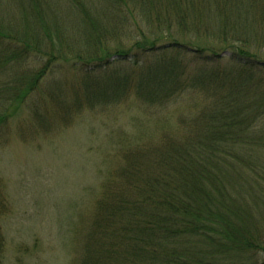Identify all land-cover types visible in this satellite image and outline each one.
<instances>
[{"label":"trees","instance_id":"obj_1","mask_svg":"<svg viewBox=\"0 0 264 264\" xmlns=\"http://www.w3.org/2000/svg\"><path fill=\"white\" fill-rule=\"evenodd\" d=\"M10 1L0 12V129L8 109L36 91L55 51L84 65L85 80L119 61L138 67L134 93L148 108L183 91L180 63L191 54L183 46L198 49L191 55L203 64L195 85L210 101L180 121L185 130L117 143L79 264H264V90H246L263 72L264 0ZM133 24L132 46L112 53L109 41ZM42 51L49 61L25 71L31 52ZM105 79L104 90H86L89 107L127 97L117 90L126 76ZM1 248L0 238V263Z\"/></svg>","mask_w":264,"mask_h":264},{"label":"rangeland","instance_id":"obj_2","mask_svg":"<svg viewBox=\"0 0 264 264\" xmlns=\"http://www.w3.org/2000/svg\"><path fill=\"white\" fill-rule=\"evenodd\" d=\"M8 8L11 1L0 0V12L6 15ZM120 34L109 41L112 53L116 45L132 46L135 24ZM55 54L49 61L43 51L31 52L25 71L39 70L48 61L49 69L26 104L8 109V121L0 129V264H79L90 231L92 199L102 191L107 170L118 163L117 143L124 136L158 141L168 131L180 132V121L195 119L210 101L204 88L195 85L203 66L196 55L188 54L180 63L185 68L183 91L164 108H148L134 93L141 77L138 67L119 61L85 80L80 70L84 65L74 67L71 53ZM230 54H220L224 63ZM258 64L263 72H255L246 90H264V63ZM115 71L126 76L117 90H128L127 97L89 107L86 90H104L105 78Z\"/></svg>","mask_w":264,"mask_h":264}]
</instances>
